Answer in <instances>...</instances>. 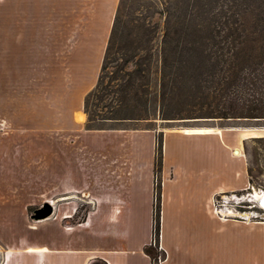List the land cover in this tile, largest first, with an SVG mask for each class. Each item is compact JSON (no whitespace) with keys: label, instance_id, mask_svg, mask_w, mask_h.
Segmentation results:
<instances>
[{"label":"crops","instance_id":"crops-1","mask_svg":"<svg viewBox=\"0 0 264 264\" xmlns=\"http://www.w3.org/2000/svg\"><path fill=\"white\" fill-rule=\"evenodd\" d=\"M117 4L0 0V264H151L159 132L160 264H264V225L214 208L216 195L247 188L245 131L234 140L209 124L86 129L83 101ZM81 195L93 206L73 221ZM45 202L52 213L32 219ZM46 223L57 236L40 242Z\"/></svg>","mask_w":264,"mask_h":264},{"label":"trees","instance_id":"trees-1","mask_svg":"<svg viewBox=\"0 0 264 264\" xmlns=\"http://www.w3.org/2000/svg\"><path fill=\"white\" fill-rule=\"evenodd\" d=\"M83 108L86 129L106 128L96 123L103 121L264 120V0H118ZM161 162L159 132L153 233L143 246L151 264L166 256L159 245Z\"/></svg>","mask_w":264,"mask_h":264},{"label":"rangeland","instance_id":"rangeland-1","mask_svg":"<svg viewBox=\"0 0 264 264\" xmlns=\"http://www.w3.org/2000/svg\"><path fill=\"white\" fill-rule=\"evenodd\" d=\"M118 1V0H117ZM147 14L146 8L142 9V15ZM158 23H161L158 20ZM112 68H108L107 71H111ZM86 114V113H85ZM85 120L87 121V114ZM103 127H120V126H151L156 129L171 128L178 126H193V125H212L215 128H222L228 133V137H233L234 140L241 139L240 134L246 130H256L257 134L241 139L242 149L247 169L249 170L248 174V185L244 190L236 192H225L215 196V204L217 209L215 214L221 217L236 216V219H239L247 223V228L249 227L248 223H260L264 225V212L259 208L253 206V202L249 200V197L255 192L264 191V120H210V119H184V120H161L156 119L155 122H112V121H103L96 122ZM86 124V122H85ZM261 135V136H258ZM258 136V137H255ZM226 202H224V200ZM80 204L77 207V212L74 216V220H81L85 213L92 208L93 200L91 197L81 195L79 197ZM32 208L29 212L32 214L34 209ZM218 210H221V213L217 214ZM233 214V215H232ZM241 215V216H240ZM240 217L245 218V220ZM52 223H46L45 225H40L36 235L38 240L41 242H48L49 235L57 236L56 228L53 227ZM86 235L85 242L86 245H92V239L89 237L91 234L87 229L82 231ZM73 239V234L70 235V240ZM63 244V243H62ZM1 245H0V261H1Z\"/></svg>","mask_w":264,"mask_h":264},{"label":"water","instance_id":"water-1","mask_svg":"<svg viewBox=\"0 0 264 264\" xmlns=\"http://www.w3.org/2000/svg\"><path fill=\"white\" fill-rule=\"evenodd\" d=\"M255 201V199H253ZM259 205V208L264 212V208L260 207V204L255 201ZM53 211L52 205L48 202L43 203L40 207L34 209L31 214L32 219H43L48 217Z\"/></svg>","mask_w":264,"mask_h":264},{"label":"bare ground","instance_id":"bare-ground-1","mask_svg":"<svg viewBox=\"0 0 264 264\" xmlns=\"http://www.w3.org/2000/svg\"><path fill=\"white\" fill-rule=\"evenodd\" d=\"M255 134H257L256 130H246L244 132L245 137H251ZM235 151L236 153L238 152L237 150ZM250 197H253V199L260 204V207L264 208V191L255 192Z\"/></svg>","mask_w":264,"mask_h":264},{"label":"built area","instance_id":"built-area-1","mask_svg":"<svg viewBox=\"0 0 264 264\" xmlns=\"http://www.w3.org/2000/svg\"><path fill=\"white\" fill-rule=\"evenodd\" d=\"M224 200V199H223ZM249 200L250 201H252L253 202V206H255V207H259V205L257 204V203H255V201L253 200V197H249ZM224 202H226L225 200H224ZM214 208H215V210L217 209V207H216V204H215V201H214ZM219 213H221V210H218V212H217V214H219ZM220 215V214H219ZM227 215H229L230 216V214H227ZM233 215V214H232ZM241 216V215H240ZM227 217V216H226ZM232 217H234V216H232ZM236 217V216H235ZM241 219H243V220H245V218H243V217H240Z\"/></svg>","mask_w":264,"mask_h":264}]
</instances>
